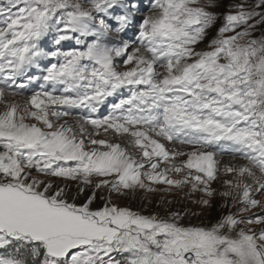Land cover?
<instances>
[{
  "label": "snow or ice",
  "instance_id": "1",
  "mask_svg": "<svg viewBox=\"0 0 264 264\" xmlns=\"http://www.w3.org/2000/svg\"><path fill=\"white\" fill-rule=\"evenodd\" d=\"M219 6L0 0V264H264V0Z\"/></svg>",
  "mask_w": 264,
  "mask_h": 264
},
{
  "label": "rangeland",
  "instance_id": "2",
  "mask_svg": "<svg viewBox=\"0 0 264 264\" xmlns=\"http://www.w3.org/2000/svg\"><path fill=\"white\" fill-rule=\"evenodd\" d=\"M238 0H219L220 6L215 9H206L210 11H215L218 14L222 13L230 4L237 3ZM201 3L204 5H207L209 3V0H201ZM222 25V19L218 20L216 25L213 26L212 29L209 30V41L211 38H215L218 28ZM209 41H205L204 44H202L200 47L204 48L206 47V44ZM0 110H2V107H0ZM230 158V157H224ZM216 187H220L219 184L214 185ZM198 195V194H197ZM162 198L164 200L170 201V204L161 205ZM82 199V197H81ZM122 205L131 206L137 210L143 209L145 214L157 212L163 215L165 212L169 210H180L184 207H188L192 209L193 211H196L198 213V216H190L185 218L184 223H192V224H199L201 222L207 223L209 221H214L215 218H217L222 211H227V209L221 208V201L219 198L216 199L214 202V205L210 209H199L195 205H192L190 200L185 197L183 192H173V193H149L145 197L143 192H138L136 195L132 196L130 195L128 198L121 199L118 201ZM102 203V202H101ZM257 211V210H253ZM251 213H248L250 215Z\"/></svg>",
  "mask_w": 264,
  "mask_h": 264
},
{
  "label": "bare ground",
  "instance_id": "3",
  "mask_svg": "<svg viewBox=\"0 0 264 264\" xmlns=\"http://www.w3.org/2000/svg\"><path fill=\"white\" fill-rule=\"evenodd\" d=\"M229 159H231V158H225L224 161L226 162V161H228Z\"/></svg>",
  "mask_w": 264,
  "mask_h": 264
}]
</instances>
